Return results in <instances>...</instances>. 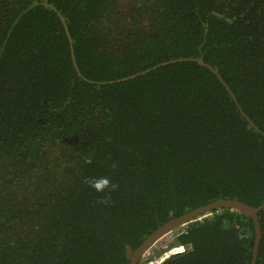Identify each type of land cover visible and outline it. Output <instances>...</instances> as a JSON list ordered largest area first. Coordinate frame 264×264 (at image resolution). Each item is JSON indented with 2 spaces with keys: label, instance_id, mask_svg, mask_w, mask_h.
<instances>
[{
  "label": "trees",
  "instance_id": "16d2710c",
  "mask_svg": "<svg viewBox=\"0 0 264 264\" xmlns=\"http://www.w3.org/2000/svg\"><path fill=\"white\" fill-rule=\"evenodd\" d=\"M225 198L264 201V0H0V264H129ZM253 240L214 208L137 264H250Z\"/></svg>",
  "mask_w": 264,
  "mask_h": 264
},
{
  "label": "water",
  "instance_id": "95a60500",
  "mask_svg": "<svg viewBox=\"0 0 264 264\" xmlns=\"http://www.w3.org/2000/svg\"><path fill=\"white\" fill-rule=\"evenodd\" d=\"M45 4H46V2H45ZM60 18L63 20L62 16ZM69 40L71 41V38H69ZM182 60H186V58H179V59L170 60V61H182ZM193 60H195L198 64H200L202 66H206L207 68H209L210 70H212L214 72V74L217 76V78L220 81V83H222L224 85V87L226 88V90L230 93V95H231L234 103L236 104L240 114L250 123L251 127H253L254 130H256V131L261 133L259 128L246 116L245 112L243 111V109L239 105V102H238L236 96L230 90V87L224 81V79L221 77L219 72L216 69H214L213 67L209 66L207 63H205L202 58H197V59H193ZM165 63H167V62H162L158 66H160L162 64H165ZM148 70L149 69H146L145 71H148ZM140 73H135V74H132V75H130L128 77L117 79V81L133 78V77L137 76ZM222 207H228L231 210H234L236 212L242 213V214L246 215L247 217H249L252 220V223H253V226H254V240H253L252 257H251L250 264H256L259 242H260V238L262 236V231H261V226H260V221H259L258 214H259V212L262 209H264V201L261 204L257 205V206H252V205H249V204L244 203L242 201H239L237 199H230V198H225V199L214 200V201L208 202V203H206V204H204L202 206L196 207V208H194L192 210H189V211H187V212H185V213H183V214H181V215H179L177 217H174V218L170 219L168 222H166L165 224H163L162 226L157 228L155 231H153L130 254L129 264H137L139 259L141 258V255L143 254V252L147 248H149L156 240H158L167 231L171 230L174 227H177V226L183 225V224H185L187 222H190L193 219H195L196 217L201 216L202 214H206V213L210 212L214 208H222Z\"/></svg>",
  "mask_w": 264,
  "mask_h": 264
},
{
  "label": "built area",
  "instance_id": "2783aa9c",
  "mask_svg": "<svg viewBox=\"0 0 264 264\" xmlns=\"http://www.w3.org/2000/svg\"><path fill=\"white\" fill-rule=\"evenodd\" d=\"M204 216H207V215H204ZM201 218L202 216L196 218L195 220L197 219L200 220ZM190 222H187L183 225L173 228L167 231L165 234H163L158 240H156L149 248H147L143 252L140 260L156 259L159 252L166 250L178 236L186 232V227Z\"/></svg>",
  "mask_w": 264,
  "mask_h": 264
},
{
  "label": "clouds",
  "instance_id": "9594fccd",
  "mask_svg": "<svg viewBox=\"0 0 264 264\" xmlns=\"http://www.w3.org/2000/svg\"><path fill=\"white\" fill-rule=\"evenodd\" d=\"M103 183H107V181H104ZM93 186L96 187L97 190H100L101 187H102V184H101V183H95ZM207 214H210V212H208V213H206V214H202V215H201L202 218H203L204 215H207ZM201 216H198V217H201ZM198 217H196V218H198ZM204 217H207V216H204ZM196 218H195V219H196ZM202 218H201V219H202ZM195 219H193L191 222L196 221ZM201 219H200V220H201ZM197 220H199V219H197ZM191 222H190V223H191ZM177 227H178V226H177ZM174 228H176V227H174ZM172 229H173V228H172Z\"/></svg>",
  "mask_w": 264,
  "mask_h": 264
}]
</instances>
